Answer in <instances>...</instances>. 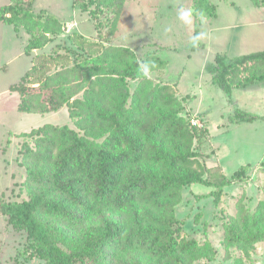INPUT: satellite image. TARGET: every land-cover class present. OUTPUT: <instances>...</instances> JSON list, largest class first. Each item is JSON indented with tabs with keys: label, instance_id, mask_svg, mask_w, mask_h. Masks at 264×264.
<instances>
[{
	"label": "trees",
	"instance_id": "obj_1",
	"mask_svg": "<svg viewBox=\"0 0 264 264\" xmlns=\"http://www.w3.org/2000/svg\"><path fill=\"white\" fill-rule=\"evenodd\" d=\"M125 1L74 0L73 6L92 17L102 9L119 15ZM250 1L264 7V0ZM192 8L201 18L216 17L210 0H192ZM0 21L28 34L27 54L43 49L50 35L63 30L59 19L35 10L34 0H10L0 8ZM85 54L50 74H44L45 62L35 54L31 68L9 88L19 96L17 111L44 114L66 107L75 129L45 124L19 135L24 141L17 163L25 172L27 198L0 201L6 224L25 237L26 250L44 264L212 261L216 251L209 240L181 235L176 207L192 184L216 188L207 195L217 205L223 188L244 181L249 166L229 179L209 176L196 149L205 126L191 125L186 98L174 85L152 82L127 47L91 46ZM101 61L109 64V72H100ZM153 63L166 66L151 55L144 67ZM208 73L227 95L264 82V52L234 58L217 54ZM130 81L136 82L133 90ZM228 120L237 125L264 122V116L235 110ZM222 229L226 253L238 250L241 257L234 264H246L243 256L249 259L253 246L264 242V202L251 210L238 202Z\"/></svg>",
	"mask_w": 264,
	"mask_h": 264
},
{
	"label": "rangeland",
	"instance_id": "obj_2",
	"mask_svg": "<svg viewBox=\"0 0 264 264\" xmlns=\"http://www.w3.org/2000/svg\"><path fill=\"white\" fill-rule=\"evenodd\" d=\"M210 1L216 5L215 18L199 17L192 0H126L119 15L102 9L95 17L74 7V0H35V10H45L63 23L61 34L50 35L45 47L35 54H41L44 74H50L74 65L75 57L89 52L91 46H124L134 51L152 82L178 86V95L186 98L187 118L199 120L207 132L196 142L200 161L209 169L206 173L219 181L249 166L244 181L223 188L217 205L207 195L216 188L192 184L184 188L175 210L181 235L199 242L209 240L216 251L212 261L194 264H234L241 254L234 248L226 253L221 245L222 225L235 216L238 202L243 200L249 210L259 200L264 202V122L235 125L228 118L235 110L264 116V82L233 89L227 95L211 83L208 68L217 54L234 58L264 52V7H255L250 0ZM87 5L90 11L95 9L93 4ZM151 55L167 63V74L157 63L144 67ZM100 65V72L111 70L106 62ZM17 74L15 70L9 76ZM135 84L130 81L131 90ZM18 103L16 93L0 95V201L27 198L25 172L17 163L24 141L20 134L45 124L75 129L66 107L44 114L24 113L17 111ZM243 258L246 264H264V242L253 246L249 259ZM0 264H44L30 255L25 237L14 232L1 214Z\"/></svg>",
	"mask_w": 264,
	"mask_h": 264
},
{
	"label": "crops",
	"instance_id": "obj_3",
	"mask_svg": "<svg viewBox=\"0 0 264 264\" xmlns=\"http://www.w3.org/2000/svg\"><path fill=\"white\" fill-rule=\"evenodd\" d=\"M9 2H0V8L9 4ZM28 38L29 36L25 32L16 31L14 26L0 21V95L11 92L9 90L10 86L16 84L32 66V54L37 53V51L34 50L32 54L25 52ZM166 67L164 73H166ZM15 70L18 73L17 77L11 78L9 74L14 73ZM4 77H8V79L1 82ZM171 84L175 86L177 91L178 86Z\"/></svg>",
	"mask_w": 264,
	"mask_h": 264
},
{
	"label": "built area",
	"instance_id": "obj_4",
	"mask_svg": "<svg viewBox=\"0 0 264 264\" xmlns=\"http://www.w3.org/2000/svg\"><path fill=\"white\" fill-rule=\"evenodd\" d=\"M191 125L195 127H203V124H201V122L195 118L191 119Z\"/></svg>",
	"mask_w": 264,
	"mask_h": 264
},
{
	"label": "clouds",
	"instance_id": "obj_5",
	"mask_svg": "<svg viewBox=\"0 0 264 264\" xmlns=\"http://www.w3.org/2000/svg\"><path fill=\"white\" fill-rule=\"evenodd\" d=\"M185 15H187V14H185Z\"/></svg>",
	"mask_w": 264,
	"mask_h": 264
}]
</instances>
